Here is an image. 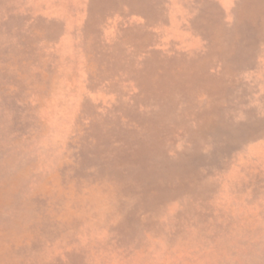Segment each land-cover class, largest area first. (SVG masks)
<instances>
[{
	"label": "rangeland",
	"instance_id": "obj_1",
	"mask_svg": "<svg viewBox=\"0 0 264 264\" xmlns=\"http://www.w3.org/2000/svg\"><path fill=\"white\" fill-rule=\"evenodd\" d=\"M0 264H264V0H0Z\"/></svg>",
	"mask_w": 264,
	"mask_h": 264
}]
</instances>
